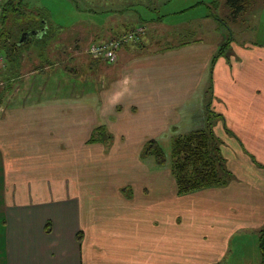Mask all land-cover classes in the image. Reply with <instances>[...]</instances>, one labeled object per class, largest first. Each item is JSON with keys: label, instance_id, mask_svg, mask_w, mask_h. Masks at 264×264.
Wrapping results in <instances>:
<instances>
[{"label": "crops", "instance_id": "0c3cea01", "mask_svg": "<svg viewBox=\"0 0 264 264\" xmlns=\"http://www.w3.org/2000/svg\"><path fill=\"white\" fill-rule=\"evenodd\" d=\"M158 7L143 19L138 11V20L116 19L131 27L112 30L121 40L114 63L79 47L53 66L45 48L21 58L14 74L3 69L8 84L19 82L0 106V264H263L264 43L248 33L264 22V4L254 24L236 33L229 26L222 53V35L146 51L149 25L175 35ZM196 20L189 33L214 22L205 13ZM101 64L111 65L107 79ZM57 68L64 70L47 77ZM102 125L104 140L90 142ZM174 128L214 138L225 184L180 194L171 164L138 152L150 139L170 146ZM116 148L137 159L112 173L104 166Z\"/></svg>", "mask_w": 264, "mask_h": 264}, {"label": "rangeland", "instance_id": "374dc122", "mask_svg": "<svg viewBox=\"0 0 264 264\" xmlns=\"http://www.w3.org/2000/svg\"><path fill=\"white\" fill-rule=\"evenodd\" d=\"M18 1L19 0H17L16 3ZM198 1H200L201 4L197 7L180 11V9L184 7L189 8L190 5H193ZM23 2L26 5L19 6L27 12L26 15L21 16L20 19L22 24H24L23 26L30 27V29L41 28L44 26L45 20L48 24V32L40 39L34 37L28 41L26 40L27 42L24 41L25 43L20 49L14 51L12 49H0V54H4L2 50H6V53L9 56V65H7L6 68H4L3 65L0 66V106L4 99L6 100V97L10 92L13 91L15 84L19 82H15L12 86L11 84H8V80H6L7 72L3 71V69L8 70L10 66L9 71L14 74V72H16V64L21 58L28 59L30 56L36 57L37 54L42 52L45 48L46 50H50L53 54L52 65L63 66L64 63H61L62 60L66 58V61H68L69 57H67V55H71V51L75 52L79 47L82 49H88V47L90 48V46L98 40L108 41L113 39L112 30H118V27L126 29L130 25L129 23L125 26L116 25V19L120 18L124 21L132 16L133 20H138L139 17L136 11L146 17L150 12H154V10H152L154 6H159L161 8V10L159 7L157 9L160 13L159 17L161 19L164 18V22L172 25L171 28H174L175 35L170 39L165 37L166 32L160 28V25L153 23L148 26V39L146 41L148 44L146 51H152L164 45L173 46L183 41L192 40L196 37H206L208 42H211V40H214L218 36L221 37V35L222 39L227 38L228 36L225 35V33L229 32V26L231 27L230 32L236 33L238 32V28L247 26L249 22H251L250 24H254L257 13L256 7L264 4V0H247L246 10L239 14L237 19L234 20L235 18H233L232 11L226 4V0H24ZM119 5L130 6L133 8L129 10V16H125L127 14L124 10L119 11L116 9ZM200 13H205L210 15V17H213L214 22H211L213 25H202L201 33H194L193 31L189 33L188 29H191L193 25L196 24V16ZM4 14L6 15V13H3L0 18V33L5 30V34L1 39L10 36L19 37L21 32H18L17 29L19 28L20 21L17 22L15 27H12L9 19L7 26V23H5L4 20ZM10 17H12V15H10ZM139 23H141V21H135L132 24L137 25ZM112 26H115L114 29ZM248 36L252 41L264 43V22L257 20L255 32L248 33ZM178 37H180V40L177 39ZM41 60H43V58H41ZM42 63L46 62L42 61ZM75 64L77 63L74 60L72 64L69 63L67 66L75 68ZM62 70H64V68H57L55 71L48 72L47 77L54 78L56 74ZM76 71H78V69H76ZM98 72L101 78L107 79L112 74L111 65L101 64ZM22 74L25 75L24 73ZM88 74L94 76L95 73L88 72L87 75ZM34 78V80H38L36 77ZM18 100L20 99H15L10 106L16 104ZM101 127H103V125ZM178 134H180V132L177 128H174L171 135L172 139ZM208 139L210 140V138ZM163 145L164 146L161 145L162 153L166 155L168 162L171 164L172 141L170 142V146L167 143L164 144V142ZM168 146L169 148H165ZM126 151L128 154H133L131 148H116L113 153V162H108L105 166L103 165L104 169L106 171H111L112 173H118V166L121 160L137 159L136 155L134 157H125L124 155L126 154ZM138 152L144 156L146 150L145 148H142L139 149ZM5 155V151L0 148V213L3 210L2 198L4 191H6L4 181L6 182L7 180V177L4 175ZM154 159L157 161V157L154 156ZM98 168L101 169V166H98ZM230 257L231 255L229 258Z\"/></svg>", "mask_w": 264, "mask_h": 264}, {"label": "trees", "instance_id": "16d2710c", "mask_svg": "<svg viewBox=\"0 0 264 264\" xmlns=\"http://www.w3.org/2000/svg\"><path fill=\"white\" fill-rule=\"evenodd\" d=\"M16 1L17 0H3L1 2V16L3 13H6V15L4 14V20L5 23H7V26L8 20L10 19L9 21L11 22V26L15 27L17 22L20 21L21 16L26 15L27 13L26 11H24V9H21L19 7L22 5H26L23 2L24 0H19L17 3ZM246 1L247 0H226V4L232 11L233 18L237 19L239 14L246 10ZM129 10L131 9L124 10V12L126 14H129ZM140 14L141 13H138L140 19H143L144 17H142V14ZM10 15H12V17H10ZM23 25L24 24H22V22L20 21L19 28L17 29L18 32H21V34H19V37L10 36L6 37L5 39H1L5 34V30L0 33V49H12L13 51L20 49L25 42L20 44L19 41L22 37V34L25 32H29L32 30L41 31L43 28L45 29V33L48 32L47 23H45L41 28L31 29L30 27H25ZM130 27L131 26H128L126 29H128L129 31ZM128 33L130 34L131 31ZM31 37L28 38L27 41L31 39ZM230 41L231 37L229 36L227 39L223 40L219 49L220 53H222L223 49ZM2 51L4 52L6 59L9 62V56L6 53V50ZM105 133L106 131L104 127H99L97 130L95 129L93 132V136H91L90 138V142L104 140ZM208 138H210V140ZM144 148L146 150L145 155L157 157L158 163L165 164L168 161L166 155L162 153V147L160 143L156 139L148 140ZM170 160L172 171L176 178L178 191L180 194L190 193L204 187L222 185L225 184L229 178L228 171L225 167V160L220 154L219 147L216 141L212 136L210 137L208 133L203 131L176 135L172 139ZM262 237H264V230L261 235V238ZM261 251L262 261L264 264V243H262ZM222 264H225V262H223Z\"/></svg>", "mask_w": 264, "mask_h": 264}, {"label": "built area", "instance_id": "2783aa9c", "mask_svg": "<svg viewBox=\"0 0 264 264\" xmlns=\"http://www.w3.org/2000/svg\"><path fill=\"white\" fill-rule=\"evenodd\" d=\"M2 1L3 0H0V16L2 13V7H1ZM126 39H132L133 41L136 40L132 32L126 37ZM120 43H121V40H119L118 38L111 39L108 41L101 40L98 42H94L90 46L89 52L92 56H94V58L104 59L105 61L109 63H114L118 61V58H119L118 48H119ZM4 58L5 57L0 56V65L3 64Z\"/></svg>", "mask_w": 264, "mask_h": 264}, {"label": "water", "instance_id": "95a60500", "mask_svg": "<svg viewBox=\"0 0 264 264\" xmlns=\"http://www.w3.org/2000/svg\"><path fill=\"white\" fill-rule=\"evenodd\" d=\"M45 33V29L43 28L41 31H36V30H32V31H29V32H25L22 34V37L19 41V43H23L24 41H26L28 38H30L31 36H42V34Z\"/></svg>", "mask_w": 264, "mask_h": 264}]
</instances>
